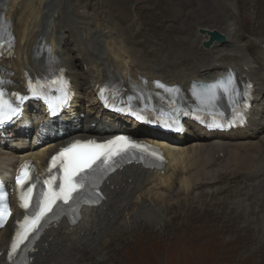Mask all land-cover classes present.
<instances>
[{
  "label": "bare ground",
  "instance_id": "bare-ground-1",
  "mask_svg": "<svg viewBox=\"0 0 264 264\" xmlns=\"http://www.w3.org/2000/svg\"><path fill=\"white\" fill-rule=\"evenodd\" d=\"M5 1L6 16L12 19L16 35V56L11 63L4 65L12 80L16 83L22 82L28 72L27 66L34 68L33 53L40 45L39 40L45 38L46 42L54 45L58 58L72 80L76 94L71 116L62 119V131H57L55 138L48 136L45 144H42L43 141L36 143V132L33 140H29L31 129H20V125L6 130L5 139L0 135V170L6 177L9 171L15 170L25 158L45 165L60 144L74 138L111 134L112 130H130L137 139L160 145L167 157L163 171L132 165L111 176L103 187L106 193L105 201L99 207L85 209L76 225L62 221L47 230L38 242L37 250L32 254V264H112L113 260L117 261L115 264L127 263L128 260L123 254L128 250L131 237H141L145 233L152 236L158 225L169 222L170 219L159 223L162 218L160 203L165 201L167 205H174L179 200L185 205L190 190H196L192 193L196 201L198 196L195 195L200 194L197 191L205 189V186H208L206 189L215 188L227 179L226 174L220 177L212 176L206 180L202 176L210 171L218 173L223 165L230 166L234 163L228 169L240 171L235 179L242 182L248 180L252 190L261 188L264 193V37L256 33L257 28H253L249 35H246L244 28L251 20L241 9L253 2V8L260 16L261 26L264 28V0H213L214 8H223L227 25L214 26L213 23L217 21H214L213 25L202 24L208 25L209 29L204 30L205 35L198 36V42L192 37L178 38L171 47L172 51L176 52L172 63L161 62L162 65L139 56L122 38L117 28L102 16L89 17L87 11L78 10L73 2L66 5L65 0ZM103 1L107 8L112 5L118 17L124 19L128 15V5L115 3L114 0ZM135 1L139 6L146 3L143 0ZM2 7L3 0H0V13ZM64 18L70 22L76 36L73 48L69 47L72 38L70 33H66ZM118 26L122 27V24ZM212 28L218 29L226 36V43L214 42L205 48L204 43L209 40V34L213 33ZM186 40L189 41L188 45L183 43ZM254 46L256 48L253 50ZM43 62L44 58L37 64ZM78 65L83 71L78 70ZM229 67L235 69L242 79L250 80L254 84L248 125L227 133H208L195 125H189L186 134L193 139L190 144H187V138L178 137L179 141L175 136L146 129L130 120H122L110 114L103 116L95 98V88L101 86L108 76L126 82L140 78L161 79L169 84L177 83L188 88L192 80L214 79L224 75ZM34 71L37 69L34 68ZM82 89L85 90L83 93L80 92ZM32 108H37V105L30 103L27 106L29 116ZM84 111L87 114L82 119L80 114ZM93 122L102 124V127L92 128ZM39 124L40 122L34 124L36 129ZM223 152L226 154L225 160L221 159ZM227 153L237 156L229 158ZM210 162L215 163L211 168H207ZM228 169L226 173L230 172ZM237 201L245 203L243 199ZM242 216L241 212H236L237 218ZM13 218L14 216L7 227L0 231V253L5 252L0 256V264H8L6 250ZM136 241L132 247L136 246Z\"/></svg>",
  "mask_w": 264,
  "mask_h": 264
},
{
  "label": "rangeland",
  "instance_id": "rangeland-1",
  "mask_svg": "<svg viewBox=\"0 0 264 264\" xmlns=\"http://www.w3.org/2000/svg\"><path fill=\"white\" fill-rule=\"evenodd\" d=\"M114 1L128 5V15L124 19L118 17L112 5L107 8L103 0H65V4L73 2L78 10L87 11L89 17L102 16L118 29L133 51L157 63L166 60L172 62L176 52L172 51L171 47L178 38L192 37L195 42H198L199 27L208 26L202 24H212L217 21L213 23L214 26L227 25L223 10L217 9L213 12L210 9L212 0H143V2L146 1L144 5L138 4L134 8L131 6L137 5L135 0ZM67 21L64 18L63 24L67 25L66 33H70L72 38L69 47L73 48L75 34ZM253 23H255L254 20ZM119 24H122V27H119ZM248 27L249 24H247ZM183 43L188 45L189 41L186 40ZM73 55L75 56L76 52ZM77 68L83 71L79 65ZM84 91L82 89L81 93ZM86 114V111L82 112L83 118H81L84 119ZM97 126L102 127V124ZM191 141L192 139L187 143ZM223 154L221 159L226 155L224 152ZM229 155V158L237 156ZM214 163L210 162L207 168L209 166L211 168ZM233 164L223 165L224 169L222 168L218 173L210 171L211 169L208 173L204 172L202 176L205 180L212 176L220 177L223 174H226L227 179L215 188L206 189L208 186H205V189L197 191L200 194L195 195V197L198 196L196 201L192 195L196 190H190L185 205L179 200L174 205H167L165 201L161 202L162 218L159 223L170 219L169 222L161 225L162 227L158 225L152 236L145 233L141 237L139 235L131 237L128 250L123 254L128 262L123 264H264V193L261 188L252 190L248 180L242 182L235 179L240 171L228 169ZM227 169L230 172L226 173ZM236 197L243 199L245 203L238 202L237 200L241 201V199ZM252 198L256 199L255 203ZM237 211L243 214L242 218L236 217ZM135 240H137L136 246L132 247ZM116 262L113 260L112 264Z\"/></svg>",
  "mask_w": 264,
  "mask_h": 264
},
{
  "label": "snow or ice",
  "instance_id": "snow-or-ice-1",
  "mask_svg": "<svg viewBox=\"0 0 264 264\" xmlns=\"http://www.w3.org/2000/svg\"><path fill=\"white\" fill-rule=\"evenodd\" d=\"M233 83L232 79L229 78L228 84ZM158 86L163 87V85ZM217 87L216 85L213 88ZM223 87L225 92L229 91L227 85H220ZM251 85L246 86L250 88ZM171 91V89H169ZM235 92V88H233ZM247 91L243 95L247 96ZM33 95H37L33 89ZM4 92L0 89V123L3 122V112H4V101H3ZM13 113L16 112V109H11ZM143 118V117H140ZM129 141L126 137H117L115 140L106 141L104 144H97L94 141H88L86 143H81L79 141L73 143L68 148L62 149L57 156L52 158V164L55 165L59 160L61 161V167L63 168V183L59 185V191H52L51 187L47 193H44V202L43 206L39 208L38 211H35L31 214V217L25 216L24 222L21 225V229L16 232V239L11 244V250L9 252V259L12 258L13 254L18 252L20 246L29 239V233H33L37 230L40 220L44 215L52 211L53 205L57 200H63L65 203L73 199V193L78 190V188L83 187L82 184H77L74 182V178L81 176V180L88 178L91 173L86 170L92 169L93 172L99 169L97 165L96 169H93V165L99 160L101 164L107 162L113 155H116L118 152L122 151L129 145ZM132 147H140V145L132 144ZM31 179L29 172V165L25 164L21 169L20 175L17 177V184L23 188V186ZM53 180L55 177L52 178ZM50 183V182H48ZM34 186V185H33ZM4 193L0 192V201H3ZM32 199V187H28L27 191H22L20 193V200L22 202L21 206L25 209L29 207V202ZM10 215V212L8 213ZM4 223V212L0 211V227Z\"/></svg>",
  "mask_w": 264,
  "mask_h": 264
},
{
  "label": "water",
  "instance_id": "water-1",
  "mask_svg": "<svg viewBox=\"0 0 264 264\" xmlns=\"http://www.w3.org/2000/svg\"><path fill=\"white\" fill-rule=\"evenodd\" d=\"M214 37H216V35L214 36ZM217 38H219V37H217ZM221 41H223L224 40V38H219ZM207 46L209 45V44H206Z\"/></svg>",
  "mask_w": 264,
  "mask_h": 264
}]
</instances>
